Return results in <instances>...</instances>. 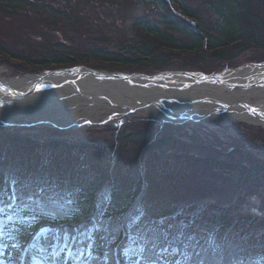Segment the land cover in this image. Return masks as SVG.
<instances>
[{"label": "trees", "instance_id": "obj_1", "mask_svg": "<svg viewBox=\"0 0 264 264\" xmlns=\"http://www.w3.org/2000/svg\"><path fill=\"white\" fill-rule=\"evenodd\" d=\"M94 1L97 0H0V66L15 62L20 67L17 74L77 65H111L156 73L180 69V66L184 70L199 68L210 57L226 66L251 49L264 50L263 0H200L203 10L188 0H98L99 5ZM126 2L145 7L144 12L132 19L134 34L120 36L118 28L112 27L110 17L102 21L103 25L111 24L110 29L101 25L96 28L93 19L81 14L80 18L89 23L84 29L88 36L81 35L77 26L81 20L75 13L79 7H90L94 16L102 17L106 13L102 3L114 6ZM18 23H22L21 31L27 37L25 42H19L23 38L18 35L12 38ZM40 24L43 26L37 29ZM65 27L72 29L74 34L79 33L77 38L83 37L85 44L77 45L75 38L63 35ZM183 55L189 62L178 65V58ZM115 138L116 141L104 149L80 139L67 142L47 138L50 140L41 141L0 129V203L9 200L11 189L16 193L19 188L22 192L16 198L17 205L10 209L12 211L5 209L8 214H0L12 218L3 222L7 228L11 227L12 236L16 239L42 220L77 221L79 214L89 217L97 205V193L105 189L115 191L117 186H126L123 192L114 196L106 212V217L111 220H118L136 204L144 182L141 163L139 165L136 161L140 159V162L144 153H152L155 157L151 158L153 167L150 162V169H155V163L160 160L156 159V151L164 146H176V143L171 142V136L162 135L158 139L152 136V132L140 129L124 130ZM172 155L178 156L177 153ZM186 156L190 160L206 159L205 164L224 171H237L247 181L259 172L264 176V166L259 164L244 166L238 162H223L215 154L206 158ZM52 201L58 207L71 210L63 209L57 218H52L42 206ZM3 205L8 207V204ZM176 208L161 207L154 212V217L163 216L166 223L185 225L203 214L194 212L189 218L184 215L180 219L183 222L173 220L177 215ZM216 209H213L216 213L207 215L205 226L219 223L218 218L225 222L222 229L233 226L236 212L233 210L228 214ZM9 214H18L19 217ZM129 225L136 226L128 221L125 228H120L119 234ZM154 226H149L146 231ZM191 227L194 228L195 224ZM187 230L191 232L188 226ZM222 231L221 247L228 240V235ZM48 240L53 241V238ZM237 247L226 261L228 264L248 260L252 264L255 259L264 264V249L255 247L252 240L248 239ZM205 252H201V256ZM94 253L101 255L99 249ZM167 258L170 259V255Z\"/></svg>", "mask_w": 264, "mask_h": 264}, {"label": "rangeland", "instance_id": "obj_2", "mask_svg": "<svg viewBox=\"0 0 264 264\" xmlns=\"http://www.w3.org/2000/svg\"><path fill=\"white\" fill-rule=\"evenodd\" d=\"M188 1L191 5L203 10L200 0ZM94 3L95 5L101 4L98 0L94 1ZM102 5L106 9V13L102 15L103 18L101 15H99L100 17L94 16L91 13L90 7H85L84 5L79 7L78 11L75 12L78 13V17L81 20L80 25H77L81 35L88 36L87 31L84 29L89 25L87 20L80 18L81 14L88 19H93L92 23L95 22L96 28L101 25L110 29V25L113 24L112 27H117L120 36H123L134 34L132 19L145 11L144 6H139L133 2H126L121 5L117 3L114 6L110 3H102ZM108 17L111 18V24L109 26L103 25L102 21L108 19ZM98 18L100 19L97 20ZM21 24H16V29L14 27L12 38L18 35L23 38L19 42H25L27 37L21 31ZM42 26L43 24H40L37 29ZM62 33L63 35L66 34L67 38H75L77 45H80V43L85 44L84 38H77L80 34H74L72 29L68 27H65V31ZM179 58L178 65L189 62L187 56L183 55ZM255 64L264 66V50L251 49L238 60L226 66L215 62L210 57L207 59L206 64L201 65L199 68L184 70V67L180 66V69L171 68L167 69V71H197L207 75L213 73L224 74L228 70L237 71ZM84 67L117 75L135 74L150 76L159 73L111 65H84ZM19 69V65L15 64V62L4 64L0 66V78L10 80L27 75L40 76L44 72L28 71L23 74H17ZM231 88L224 90V93L229 95L231 91L237 93L246 91L253 94L244 96L243 100L247 97L245 99L247 104L258 105L264 101V96L254 94L259 93L263 88V85H260L258 82H254L247 89L241 85ZM65 104L68 105V103ZM127 108L117 107L116 109H108L106 106L98 105L89 107L86 111L81 109L79 111L80 114H85L88 118H94L98 115V119L93 124L79 122L77 125H74L69 122L67 123L68 128H64L67 124L63 122L72 121V119L76 118L73 116L74 113H72L70 105L61 108H51L50 110H40L39 117H35L29 111H22L19 118L7 119L6 124L0 122V129H2V132L30 136L33 139L41 141L58 138L70 142L80 139L96 144V146L104 149H107L113 141H116L115 135L124 130L138 131L140 129L142 131H150L154 138H160L162 135L172 137L171 142L173 144L175 142L176 146H164L155 153L156 159L160 160L157 162L158 164L155 163L157 165L156 168L150 170L153 173L150 178L151 182L142 201L131 206L126 213H122V217L118 220L107 218L100 220L101 222H97L99 226H103L104 230L101 237L106 242L108 249L117 245L120 228L122 226L125 228L126 222L132 221L133 223V220L136 219L137 226H140L141 230L146 231L149 226L157 225V221L159 220L154 219V207H172L175 205L180 209L192 203L196 205L214 203L217 206L213 209L220 208L219 210L222 213L223 211H227L230 214L233 210L236 212V214L234 213L236 219L233 226L222 229V232L228 235V240L222 244L224 250L230 247L232 250L231 254H233L237 249V245H241L243 242V237H251L255 244L264 247V176H259L258 178L250 177L245 182L243 175H240L237 171L228 169L224 171L196 159L190 160L187 158L186 160V158H181L179 160L178 157L170 156V154L177 153L191 154L194 157L203 158L215 154L223 162H238L244 166H248L250 163L264 166V127L248 124L243 121L214 120L211 118L198 122L172 123L149 115L143 110L131 112L126 111ZM88 112L91 113L89 114ZM123 112L125 115L121 114ZM42 119L48 121L55 120L56 123H59L58 126L60 128L52 124L43 123ZM0 147H2V144H0ZM144 154L146 156L141 161L142 163H148L150 166V162L152 164L151 158L155 156L147 152ZM139 160L136 162L140 165L141 161L139 162ZM151 167H153V164ZM132 180L134 181V179ZM135 183H137V180H135ZM151 202L156 205L151 207L153 205L151 204L149 206L148 204ZM150 207L151 209L148 210ZM45 208L53 213V215H58L57 208L53 206H46ZM142 208H145V212L141 211L143 210ZM239 214H241L240 217L238 216ZM129 215L131 218H129ZM164 221L166 222V219ZM217 236L220 238L221 233ZM25 241H27L26 238H21L18 241H9V244L5 243V246L11 245L16 253L17 250H21L19 243H24Z\"/></svg>", "mask_w": 264, "mask_h": 264}, {"label": "bare ground", "instance_id": "obj_3", "mask_svg": "<svg viewBox=\"0 0 264 264\" xmlns=\"http://www.w3.org/2000/svg\"><path fill=\"white\" fill-rule=\"evenodd\" d=\"M48 76H25L12 80L0 78V121L17 119L22 111H29L39 117L40 110L69 105L76 117L72 122L83 119L96 121L98 115L88 118L79 111L103 105L108 109L128 107L126 111L141 109L161 119H171L177 115V121L212 118L264 126V101L257 106H250L245 100L247 97L243 98L247 94H253L246 91H231L229 95L224 93V90L232 89L231 86L235 84L247 89L254 82H261L264 79V66H248L234 72L228 71L213 80H203L200 74H162L153 78L131 76L115 79L113 76H94L85 70ZM37 81H40L37 91L19 97L33 89ZM40 86L43 89L38 91ZM254 94L264 96V85L259 93ZM121 114L125 115L124 112Z\"/></svg>", "mask_w": 264, "mask_h": 264}, {"label": "snow or ice", "instance_id": "obj_4", "mask_svg": "<svg viewBox=\"0 0 264 264\" xmlns=\"http://www.w3.org/2000/svg\"><path fill=\"white\" fill-rule=\"evenodd\" d=\"M21 194L18 188L12 199ZM221 239L217 234L210 233L205 247V244L196 239L195 232L187 230V226L169 224L161 220L151 230L137 229L122 251L128 264H213V261L202 257L201 252L219 251ZM40 251L44 252L45 249L42 247ZM166 253L170 255V259L165 257Z\"/></svg>", "mask_w": 264, "mask_h": 264}, {"label": "water", "instance_id": "obj_5", "mask_svg": "<svg viewBox=\"0 0 264 264\" xmlns=\"http://www.w3.org/2000/svg\"><path fill=\"white\" fill-rule=\"evenodd\" d=\"M78 70H79V68H75V69H62V70H58V71H48V72H45L44 73V75H49L48 77H50V76H52V75H56L57 73H64V72H68V73H72V72H75V73H77L78 72ZM92 74H94V76L96 75H102V76H104L105 78H110L111 76H113L115 79H126V78H128V77H131V76H134V75H131V76H126V75H108V74H104V73H101V72H97V71H90ZM189 74V73H188ZM152 78V77H151ZM215 77H209V76H206V75H203V80H205V79H207V80H213ZM43 79H41V81H42ZM202 80V81H203ZM39 82L40 81H37V83L35 84V86H34V88L33 89H31V90H29L28 92H26L25 94H21V95H19V97H23V96H27V95H29V94H32L34 91H37L36 89H37V87L39 86ZM2 87H0V89H1ZM39 89L41 90V89H43L42 88V86H40L39 88H38V91H39Z\"/></svg>", "mask_w": 264, "mask_h": 264}]
</instances>
